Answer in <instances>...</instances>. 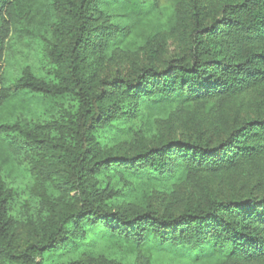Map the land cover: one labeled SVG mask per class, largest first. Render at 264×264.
<instances>
[{"label": "trees", "instance_id": "trees-1", "mask_svg": "<svg viewBox=\"0 0 264 264\" xmlns=\"http://www.w3.org/2000/svg\"><path fill=\"white\" fill-rule=\"evenodd\" d=\"M158 1L48 0L55 15L50 31L58 40L46 53L57 66L54 78L26 72L5 86L0 69V106L27 95L78 101L71 121L38 126L45 132L63 130L69 138L62 143L0 124V153L7 148L3 137L15 132L31 146L55 147L63 189L77 199L75 210H53L28 243L18 245L11 193L0 182L1 260L44 264V256L67 246L78 231L138 250L154 247L186 258L209 250L225 264H264V0H182L181 14L167 19L165 30L151 25L154 33L143 42L135 28L139 22L149 27ZM46 11L44 0H0V63L11 34L20 26L27 29L26 21L36 25ZM171 39L177 51L161 64ZM130 43L139 44L144 63L131 58L128 76L101 73ZM249 92L255 97L243 106L241 97ZM167 103L181 108L215 103L217 139L207 137L202 121L193 118L179 121L174 139L164 137L120 155L99 148V131ZM104 172L151 173L194 194L179 210L114 206L117 192L100 188L96 180ZM207 173L241 178L243 195L220 199L206 192L202 177Z\"/></svg>", "mask_w": 264, "mask_h": 264}, {"label": "rangeland", "instance_id": "rangeland-1", "mask_svg": "<svg viewBox=\"0 0 264 264\" xmlns=\"http://www.w3.org/2000/svg\"><path fill=\"white\" fill-rule=\"evenodd\" d=\"M181 1L159 0L149 27L141 22L137 23L136 20L138 27L135 31L140 34L143 42L154 33L151 25L161 26V29L165 30L166 20L181 14ZM44 3L47 11L42 18H36V25L26 21L27 29L20 26L7 42L0 63L5 86H11L26 72L43 79H53L57 73V66L52 64L46 55L47 50L58 43L50 31L55 15L48 6V0H44ZM129 24L133 25L131 21ZM166 46L165 52L161 53V64L177 51L178 44L171 39ZM127 50L120 53L119 59L108 60L100 72L108 77L115 74L128 76L131 58L144 63V53L139 44L130 43ZM254 97L252 92L244 94L241 97L242 105L251 102ZM77 109L78 101L74 96L48 98L42 95H27L12 105L0 106V124L18 125L26 131L36 132L41 139H56L62 143L69 138L63 130L45 132L38 126L53 122L65 124L73 119ZM217 110L215 103L198 108H181L177 103H167L152 109L143 108L133 121H122L112 130L99 131V148L105 152L123 154L126 150H133L130 148L151 146L164 137L174 139L180 130L179 121L193 118L201 120L206 136L215 140L217 137L213 133L216 131ZM3 142L7 148L4 153H0V182L3 183L5 191L11 193L9 213L16 224L19 237L17 243L25 245L32 237L34 228L39 230L53 210L73 211L77 208V199L73 193L63 189V171L55 147L31 146L26 137L17 132L4 136ZM96 180L100 188L110 186L117 192L114 206L132 203L140 207L151 206L158 212L166 209L179 210L194 194L189 188L175 186L154 177L151 173L134 175L104 172L98 175ZM203 184L206 192L220 199L232 197L234 194L243 195L240 193L242 180L233 174L213 178L207 173L202 177ZM71 261H112L117 264H225L218 260L217 255L212 258L209 250L203 251L197 258H186L170 250L154 247L138 250L127 243L97 240L93 234L78 231L67 246L55 254L44 256V264H67ZM0 264L10 263L0 259Z\"/></svg>", "mask_w": 264, "mask_h": 264}]
</instances>
